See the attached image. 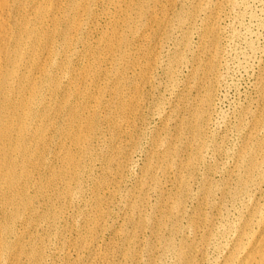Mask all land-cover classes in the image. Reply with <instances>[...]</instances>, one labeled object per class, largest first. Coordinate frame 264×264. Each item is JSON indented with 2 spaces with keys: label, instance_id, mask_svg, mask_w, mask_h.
Instances as JSON below:
<instances>
[{
  "label": "rangeland",
  "instance_id": "374dc122",
  "mask_svg": "<svg viewBox=\"0 0 264 264\" xmlns=\"http://www.w3.org/2000/svg\"><path fill=\"white\" fill-rule=\"evenodd\" d=\"M136 1L82 15L74 105L96 132L63 137L74 170L50 181L32 264H239L264 229V0H141L134 26Z\"/></svg>",
  "mask_w": 264,
  "mask_h": 264
},
{
  "label": "bare ground",
  "instance_id": "6f19581e",
  "mask_svg": "<svg viewBox=\"0 0 264 264\" xmlns=\"http://www.w3.org/2000/svg\"><path fill=\"white\" fill-rule=\"evenodd\" d=\"M93 2L0 0V264H16L19 258L32 264L38 257L39 251L30 245V228L45 223L50 181H62L74 166L71 153L65 152L63 137L67 133L69 141L79 148L96 132L95 117L80 119V106L74 105L80 96V74L72 67V57L82 40L80 21L83 14L90 13ZM133 5L131 24L140 19L145 6L141 0ZM209 30L205 33L213 29ZM117 42L116 33L103 38L110 50ZM119 42L122 47L128 44L125 34ZM108 54L103 61L112 60ZM65 79L69 82L66 89ZM75 128L84 134L77 136ZM56 140L57 151L52 152L50 146ZM49 155L60 163L58 170L49 165ZM250 168H257L256 161ZM259 224L264 228V218ZM245 236L244 231L239 235L233 252L240 250ZM250 244L243 249L239 264H264V229ZM230 257L231 262L236 258L234 253Z\"/></svg>",
  "mask_w": 264,
  "mask_h": 264
}]
</instances>
